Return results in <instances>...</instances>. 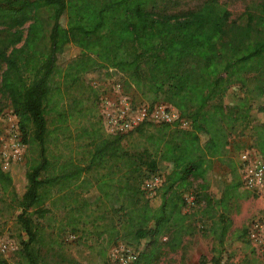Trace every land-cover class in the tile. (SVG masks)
Returning <instances> with one entry per match:
<instances>
[{"label": "trees", "instance_id": "obj_1", "mask_svg": "<svg viewBox=\"0 0 264 264\" xmlns=\"http://www.w3.org/2000/svg\"><path fill=\"white\" fill-rule=\"evenodd\" d=\"M176 3L0 0V95L8 100L22 141L28 142L26 136L32 129V138L39 146V160L26 168L25 188L17 200L16 219L26 236L21 251L28 264H38L29 245L37 236L31 215L42 216L46 211L38 206L40 191L111 159L120 160L127 168L115 180L107 176L100 181L103 187L115 189L114 193L100 189L107 198L112 194L114 210L121 211L128 222V229L120 236L135 246L136 257L128 264H150L158 236L165 226L177 225L178 221L180 225L169 239L176 244L184 219L179 212L184 204L181 192L188 188L189 177L201 181L207 210L226 209L228 196L236 195L238 177L223 184L218 197L208 195L205 188L215 175L211 171L213 157L224 162L231 173L236 172L237 160L225 148L228 135L254 119L252 111L259 114L257 120L264 127V108H252L233 93L250 80L257 94L264 93V0H259L253 10L246 9L241 22L230 20L228 9L218 0L169 12L167 7ZM41 8L51 10L49 29L38 16ZM67 44L79 49L70 60L63 56ZM109 69L122 74L125 88L152 96L150 104L176 109L179 118L188 122L187 127L179 126V122L141 123L128 131L144 136L148 143L138 155L121 148L123 134H107L93 146L86 166L70 164L71 168L60 175L46 176V114L53 113L60 102L55 78L69 84L90 73L91 79L100 80L109 76ZM64 112L56 113L62 118ZM89 135L94 136L93 132ZM255 147L264 161L263 137ZM141 165L148 173L163 176L155 188L160 189L155 207L151 205L155 199L145 197L137 182ZM133 172L137 173L134 177ZM11 184L9 173L0 166V185L6 189ZM0 264L7 263L0 258Z\"/></svg>", "mask_w": 264, "mask_h": 264}, {"label": "rangeland", "instance_id": "obj_2", "mask_svg": "<svg viewBox=\"0 0 264 264\" xmlns=\"http://www.w3.org/2000/svg\"><path fill=\"white\" fill-rule=\"evenodd\" d=\"M176 1L175 5L167 7L169 12L193 9L204 0ZM218 1L228 9L230 20L241 22L245 10H253L259 0ZM37 13L45 28L49 29L51 10L41 8ZM25 29L26 24L22 26L23 33ZM78 54L76 46L67 44L64 47L63 56L66 60L75 58ZM109 71V76L100 80L91 79L90 73L79 76L76 82L69 84L55 78L60 89V102L53 113L46 114V176L60 175L71 168L70 164L82 167L88 164L93 146L100 138L108 136L100 120L99 101L102 94L111 96L114 82L120 83L123 93L133 103L153 104L149 103L152 96L125 88L122 74ZM250 82L252 80L247 86L234 90V95L252 108H264V93L257 94ZM57 110H65V117L59 118ZM258 115L252 111L254 119L239 130L241 124L227 137L228 144L225 148L231 158L237 160L236 172L231 173L224 162L216 157L212 158L211 171L215 175L209 178L205 188V192L211 197H218L223 184L236 181V177L240 181V153L248 150L259 153L255 144L257 140L264 138V127L257 120ZM187 125L186 120L179 122L181 127L186 128ZM0 128V161H6L4 171L9 173L12 182L6 189L0 185V237L10 243L9 249L0 251V258L7 264H28L21 251V242L26 240V236L16 219L19 211L17 200L25 188L26 168L39 160V146L32 138V129L28 130L26 136L28 142L22 141L16 118L3 95H0ZM148 130L151 131L152 128L149 127ZM89 132H93L94 136L91 137ZM120 144L127 153L137 155L148 146L144 136L135 131L123 133ZM126 168L120 160L111 159L83 171L77 178L50 185L40 191L43 193L38 206L46 211L42 216L32 213V224L37 236L36 242L29 245L38 264H116L110 254L113 248L123 246L135 249V246L126 244L120 238L123 231L128 229L125 216L121 211L114 210L116 203L112 194L108 198L103 194L105 191L114 193L115 189H108L100 183L107 176H111L113 180L119 178ZM138 170L140 175L136 177L137 182L143 188L144 181L149 180L152 174L143 165ZM137 173L131 174L134 177ZM158 175L162 181L163 176ZM188 180V188L181 192L184 204L179 206V212L184 219L178 241L176 244L169 241L174 236L172 230L180 225L175 221L177 225L165 226L158 236L155 258L150 264H264V257L246 233L250 221L264 210V188L248 190L240 184L236 195L228 196L226 209L219 207L207 210L199 186L201 181L192 177ZM159 194L160 189L157 188L152 194L145 193V197L154 198L155 202H151V205L155 207L160 200ZM142 245L139 244V248ZM146 248H149L148 244Z\"/></svg>", "mask_w": 264, "mask_h": 264}, {"label": "built area", "instance_id": "obj_3", "mask_svg": "<svg viewBox=\"0 0 264 264\" xmlns=\"http://www.w3.org/2000/svg\"><path fill=\"white\" fill-rule=\"evenodd\" d=\"M111 96L102 94L99 101L100 120L107 134H123L133 130L141 123L157 125L160 123L181 122L178 112L171 106L161 103L135 104L122 91L119 82L112 85ZM240 184L248 190L264 188V161L255 150L243 151L238 156ZM2 170L6 161H0ZM162 181L158 174H152L144 181L146 193H153ZM251 243L264 257V210L252 219L246 227ZM10 243L0 237V251L9 249ZM116 264H128L136 257V251L128 247L117 246L111 251Z\"/></svg>", "mask_w": 264, "mask_h": 264}]
</instances>
